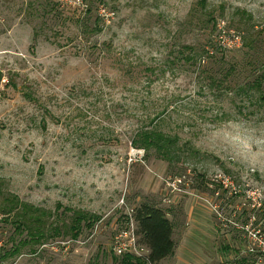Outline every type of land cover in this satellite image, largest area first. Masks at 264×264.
Returning a JSON list of instances; mask_svg holds the SVG:
<instances>
[{
    "label": "rangeland",
    "instance_id": "1",
    "mask_svg": "<svg viewBox=\"0 0 264 264\" xmlns=\"http://www.w3.org/2000/svg\"><path fill=\"white\" fill-rule=\"evenodd\" d=\"M215 22L244 44L202 62ZM261 65L264 0H0L4 189L60 224L99 218L6 259L26 234L0 220V264H117V237L147 254L144 201L173 224L157 264H264V103L238 87ZM143 127L197 154L133 147Z\"/></svg>",
    "mask_w": 264,
    "mask_h": 264
},
{
    "label": "trees",
    "instance_id": "2",
    "mask_svg": "<svg viewBox=\"0 0 264 264\" xmlns=\"http://www.w3.org/2000/svg\"><path fill=\"white\" fill-rule=\"evenodd\" d=\"M217 25L218 23L215 22L214 30ZM243 44L244 41L239 48H242ZM229 50L233 49L223 48L219 45L215 33L213 43L206 46L205 55L201 56L202 62L206 57L214 56L217 51ZM188 60H193V57H188ZM261 68L260 73L250 84L245 83V87L244 85L238 87L242 90L241 92L252 87L258 92L256 101L264 103V65H261ZM131 144L145 152L153 149L157 156L170 162L179 159L185 152H188L189 155L197 154L189 143H181L177 134H169L154 127L139 129L132 138ZM3 185L0 180V220L10 224L14 233H25L26 237L17 243H13L11 249L3 254L2 259L20 253V248L23 245L44 244L60 234H70L72 238H76L82 222L84 223L83 226L91 227L99 219L94 215L76 211L70 217L69 223L63 221L60 224V221H57V214L53 215L49 210L20 200L17 195L6 191ZM166 214V211L148 201L136 206L131 218L135 225V233L139 236V243L148 249V253L143 257L130 252H123L115 255L113 261L117 264H157L171 255L175 246L172 239L173 224ZM31 251L32 253L35 252L34 249Z\"/></svg>",
    "mask_w": 264,
    "mask_h": 264
},
{
    "label": "built area",
    "instance_id": "3",
    "mask_svg": "<svg viewBox=\"0 0 264 264\" xmlns=\"http://www.w3.org/2000/svg\"><path fill=\"white\" fill-rule=\"evenodd\" d=\"M217 28H218V33H216V39H217V42L219 43V45L221 47L227 48V49H236L242 45L240 37H238L237 35H232L231 37L226 38L225 37L226 31L223 28V26L218 24ZM113 249H114L115 253L118 255L123 253V252H130V253H133L135 255L143 256V257H145L147 255V254H143V253L139 252L138 249H142V248L137 249L135 246V242L132 243V249H128V247L123 242L119 241L118 237L116 238Z\"/></svg>",
    "mask_w": 264,
    "mask_h": 264
}]
</instances>
